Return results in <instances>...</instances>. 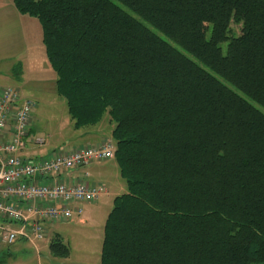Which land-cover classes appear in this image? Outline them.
<instances>
[{"label":"trees","instance_id":"obj_1","mask_svg":"<svg viewBox=\"0 0 264 264\" xmlns=\"http://www.w3.org/2000/svg\"><path fill=\"white\" fill-rule=\"evenodd\" d=\"M12 3L73 128L111 126L126 191L100 264H264V0Z\"/></svg>","mask_w":264,"mask_h":264},{"label":"built area","instance_id":"obj_2","mask_svg":"<svg viewBox=\"0 0 264 264\" xmlns=\"http://www.w3.org/2000/svg\"><path fill=\"white\" fill-rule=\"evenodd\" d=\"M34 106L17 89H0V244L24 240L38 249L39 242L49 241L48 223L78 216L82 209L77 204L95 202L107 192L104 185L69 182L62 175L112 159L114 142L105 138L98 145L60 150L37 160L20 157L17 152L25 147Z\"/></svg>","mask_w":264,"mask_h":264},{"label":"rangeland","instance_id":"obj_3","mask_svg":"<svg viewBox=\"0 0 264 264\" xmlns=\"http://www.w3.org/2000/svg\"><path fill=\"white\" fill-rule=\"evenodd\" d=\"M27 34L30 36L28 49L18 59L16 70H9L8 73L0 74V89L9 87L17 89L20 97L35 102L31 110L30 126L33 135L26 139V154L32 157H45L48 152L56 150L69 151L73 147L84 144V139L78 136L79 131L73 128L72 120L67 112L65 101L56 93L55 72L47 59L45 46L43 44V29L40 20L34 16L26 15ZM105 136L111 134V126L106 123V118L98 125ZM41 140L42 143L37 142ZM88 175L92 179L97 178L104 183L109 190V202H98L82 205V216L87 217V226L94 231L83 236L76 243L91 242L93 252L101 248L103 236V225L105 217L113 204V196L126 191L125 182L118 172L114 159L95 161L88 167ZM67 225L66 221L58 223L62 229L60 232L72 233V223ZM63 223V224H62ZM75 225V224H74ZM65 237V244L67 241ZM83 247L73 246V250Z\"/></svg>","mask_w":264,"mask_h":264},{"label":"crops","instance_id":"obj_4","mask_svg":"<svg viewBox=\"0 0 264 264\" xmlns=\"http://www.w3.org/2000/svg\"><path fill=\"white\" fill-rule=\"evenodd\" d=\"M29 20L30 19H27L26 14H20L17 11L14 4L12 3V0H0V74L1 73L5 74L10 72L9 70H13L14 66H16L14 64H16L17 59L27 51L28 41L30 37L27 34V26H28L27 22H29ZM14 70H16V67L14 68ZM78 131H79L78 136L84 139V144H80L79 146L73 147L72 149L82 148L84 146L98 145L105 138L109 137V136H105L102 133L99 126L90 127L86 129H79ZM32 135H33V130L30 126L27 136L25 138V147H26V139H28ZM25 147L21 151L17 152V155H19L20 157H24V158L26 157L32 159V157L27 156ZM58 151L60 150H56L54 152H48L45 157H48L51 154ZM45 157H35L34 160ZM91 165L92 163L90 165L80 167L74 170L73 172L63 174L62 177L65 181H69V182L85 180L87 183H89L92 186H95L97 184L104 185V183L99 182L97 178L93 177L92 179H88L90 178L88 175V167H90ZM86 173L87 176H85ZM39 181L50 182L49 179L48 180L38 179V182ZM106 189L107 192L102 194L98 198V200H96V202H98L100 198L104 203L109 202L110 199H109L108 187H106ZM113 197L115 198V196ZM83 203L89 204L93 202H82L77 205L82 209ZM111 208L109 209L108 213L110 212ZM64 221H66L67 225H71L69 223L74 221L72 223V229H71L72 233L70 232L68 234L67 232H60L62 231V229L60 228V226H58V223ZM64 221H60L55 224H50V223L47 224L46 229H47V233L49 234V241L39 242L38 249H36L34 245L24 240H16L11 244H0V264H100V253H101L100 246L98 252L95 253L93 252V249H91V242H89V244L86 241H82V243H76L77 239L80 240L86 234L90 235V232L94 231L93 229L90 228L89 225L88 226L86 225L87 217L82 216V210L78 216H74L72 219L64 220ZM103 230H104V225H103ZM55 234H58L61 237L62 241H65V237L66 235H68L66 246L69 249V255L66 258H56L52 256L49 252L48 249L49 242L52 236ZM102 241H103V236L101 238V246H102ZM73 246H79V247L84 246V248H81L79 250H73L72 249Z\"/></svg>","mask_w":264,"mask_h":264}]
</instances>
